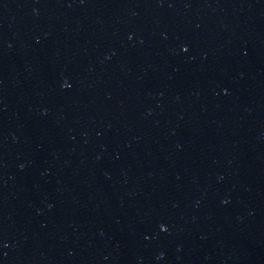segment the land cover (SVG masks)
<instances>
[{"label": "water", "instance_id": "obj_1", "mask_svg": "<svg viewBox=\"0 0 264 264\" xmlns=\"http://www.w3.org/2000/svg\"><path fill=\"white\" fill-rule=\"evenodd\" d=\"M0 264H264V0H0Z\"/></svg>", "mask_w": 264, "mask_h": 264}]
</instances>
